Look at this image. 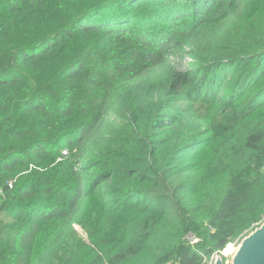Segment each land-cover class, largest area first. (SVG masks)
<instances>
[{
    "label": "trees",
    "instance_id": "trees-1",
    "mask_svg": "<svg viewBox=\"0 0 264 264\" xmlns=\"http://www.w3.org/2000/svg\"><path fill=\"white\" fill-rule=\"evenodd\" d=\"M263 221L264 0H0V264H207Z\"/></svg>",
    "mask_w": 264,
    "mask_h": 264
},
{
    "label": "water",
    "instance_id": "water-1",
    "mask_svg": "<svg viewBox=\"0 0 264 264\" xmlns=\"http://www.w3.org/2000/svg\"><path fill=\"white\" fill-rule=\"evenodd\" d=\"M214 264H222L218 255ZM232 264H264V221L242 239Z\"/></svg>",
    "mask_w": 264,
    "mask_h": 264
},
{
    "label": "rangeland",
    "instance_id": "rangeland-1",
    "mask_svg": "<svg viewBox=\"0 0 264 264\" xmlns=\"http://www.w3.org/2000/svg\"><path fill=\"white\" fill-rule=\"evenodd\" d=\"M173 62L180 66V67H183L186 62H185V59H180V56L179 54H176L173 58H172ZM78 231L81 232V229L79 227H76ZM28 235V231L25 230L22 235H20L19 237H17V241L20 243V242H24L26 237ZM16 236V234H15ZM243 239V238H242ZM242 239H239L233 243H231L230 245V249L229 250H226L227 246L225 247V249L220 253L218 254V256L222 259V264H232V258L235 254V251L237 250L239 244L241 243Z\"/></svg>",
    "mask_w": 264,
    "mask_h": 264
},
{
    "label": "built area",
    "instance_id": "built-area-1",
    "mask_svg": "<svg viewBox=\"0 0 264 264\" xmlns=\"http://www.w3.org/2000/svg\"><path fill=\"white\" fill-rule=\"evenodd\" d=\"M63 155H67V152H66V151H63ZM221 252H222V251H221ZM221 252H220V253H221ZM220 253H216L214 256H212V257L209 259V261L207 262V264H214L217 255L220 254Z\"/></svg>",
    "mask_w": 264,
    "mask_h": 264
}]
</instances>
